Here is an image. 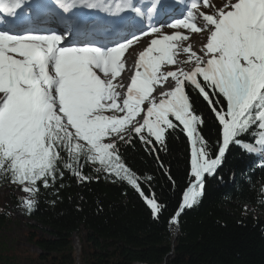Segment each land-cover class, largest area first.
I'll list each match as a JSON object with an SVG mask.
<instances>
[{
	"label": "snow or ice",
	"instance_id": "snow-or-ice-1",
	"mask_svg": "<svg viewBox=\"0 0 264 264\" xmlns=\"http://www.w3.org/2000/svg\"><path fill=\"white\" fill-rule=\"evenodd\" d=\"M53 2L64 12L83 5L131 14L147 25L98 46L70 41L73 32L67 27L41 34L0 24V179L28 194L20 198L21 206L31 211L38 182L50 187V181L63 177L62 169L80 181L93 179L83 173V159L97 165L96 172L135 188L159 219L164 206L154 193L144 192V181L123 162L119 145L137 137L155 151L156 144L164 146L169 129L182 126L191 144L190 181L169 219L171 228L185 208L198 202L205 176L216 172L231 144L264 159V0ZM181 6L180 18L154 22L160 12L168 15ZM45 7L0 0V15L17 17L18 10ZM191 34H203L201 47L194 48ZM134 45L142 50L129 65L134 74L125 86L117 78ZM189 87L218 120L216 153L198 130L204 120L193 109Z\"/></svg>",
	"mask_w": 264,
	"mask_h": 264
},
{
	"label": "trees",
	"instance_id": "trees-1",
	"mask_svg": "<svg viewBox=\"0 0 264 264\" xmlns=\"http://www.w3.org/2000/svg\"><path fill=\"white\" fill-rule=\"evenodd\" d=\"M186 90L204 120L198 130L216 153L218 120L196 89ZM148 147L137 137L119 145L123 162L144 181V192L154 193L164 206L159 219L135 188L82 159L83 173L93 179L80 181L62 169L63 177L50 187L38 182L35 206L23 208L35 222L28 224L29 240L41 250L28 256V264H76L77 257L81 264H264V163L231 144L216 172L205 176L198 202L170 228L189 186L190 140L179 126L168 130L164 146ZM8 184L0 179V187ZM11 222V214L0 208V264H20L3 242ZM80 231L87 235L77 252L72 236Z\"/></svg>",
	"mask_w": 264,
	"mask_h": 264
},
{
	"label": "rangeland",
	"instance_id": "rangeland-1",
	"mask_svg": "<svg viewBox=\"0 0 264 264\" xmlns=\"http://www.w3.org/2000/svg\"><path fill=\"white\" fill-rule=\"evenodd\" d=\"M128 54V56H131V49H129ZM117 80L119 81V78H117ZM26 195L28 194L23 192L20 186L14 184H8L0 187V208L7 210L11 214L12 219L11 224L8 225L7 230L5 231L3 242L6 245V250L9 252L11 260L14 259L20 264H28L29 255L41 252L38 247L30 242L28 237V233L33 231L28 224H35V222L30 221L24 215V207L18 202V198ZM86 235L85 231L73 234L72 244L75 251H80L82 246L81 239ZM77 259L79 258L77 257ZM77 259L76 264H81V262Z\"/></svg>",
	"mask_w": 264,
	"mask_h": 264
},
{
	"label": "bare ground",
	"instance_id": "bare-ground-1",
	"mask_svg": "<svg viewBox=\"0 0 264 264\" xmlns=\"http://www.w3.org/2000/svg\"><path fill=\"white\" fill-rule=\"evenodd\" d=\"M165 31L170 32L172 31V29L166 28ZM191 36H192V39L190 42L193 44L194 48L201 47L202 42H204L205 40V37L203 36V34H191ZM141 43L146 45V41H142ZM131 50H132L131 56H128L129 54L125 56L128 63H126L125 71L121 74V77H118L119 81L123 82L125 79L130 80L131 75L134 74V68H130L129 65L132 62H134L135 58L137 57V54L139 53V51L142 50V47L140 45H134Z\"/></svg>",
	"mask_w": 264,
	"mask_h": 264
}]
</instances>
